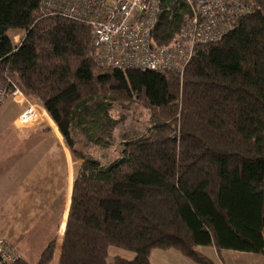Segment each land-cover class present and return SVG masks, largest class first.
Returning <instances> with one entry per match:
<instances>
[{
  "label": "trees",
  "instance_id": "1",
  "mask_svg": "<svg viewBox=\"0 0 264 264\" xmlns=\"http://www.w3.org/2000/svg\"><path fill=\"white\" fill-rule=\"evenodd\" d=\"M40 1L0 0V26L26 28L0 60V88L13 64L72 158L79 143L110 147L126 119L114 107L141 105L149 116L144 134L121 137L109 166L78 165L58 264H109L114 248L134 256L112 264H150L151 251L173 249L193 264H218L199 251L208 246L264 256V0L197 46L181 77L100 66L90 27L44 12ZM158 10L151 34L164 46L189 9L159 0ZM54 245L38 264L50 262Z\"/></svg>",
  "mask_w": 264,
  "mask_h": 264
},
{
  "label": "built area",
  "instance_id": "2",
  "mask_svg": "<svg viewBox=\"0 0 264 264\" xmlns=\"http://www.w3.org/2000/svg\"><path fill=\"white\" fill-rule=\"evenodd\" d=\"M189 13L185 25L164 46L154 43L152 29L159 0H41V9L90 27L98 64L119 70H169L181 77L194 49L218 40L234 18L250 13L254 0H185ZM2 57V56H1ZM0 57V59H1ZM2 73L7 86L0 88V105L9 99L22 106L13 126L20 136L38 124L28 119L33 96L13 64ZM18 257L0 241V264ZM218 264H224L221 260Z\"/></svg>",
  "mask_w": 264,
  "mask_h": 264
},
{
  "label": "crops",
  "instance_id": "3",
  "mask_svg": "<svg viewBox=\"0 0 264 264\" xmlns=\"http://www.w3.org/2000/svg\"><path fill=\"white\" fill-rule=\"evenodd\" d=\"M9 29L12 35L16 33L15 38L21 36L18 28ZM21 42L20 39L18 43ZM28 102L31 110L28 119L37 124L39 121V124L23 136L17 133L12 122L22 106L9 100L0 106V241L28 264H38L44 248L55 241L48 264L54 261L58 264L72 192V157L60 140L62 135L54 131L56 138L40 125L41 122H46L49 128L52 125L47 112L30 99ZM84 152L80 154L82 161H97L86 157ZM73 162L76 161L73 159ZM110 163L101 165L109 166ZM210 250H207L209 255ZM156 251H151L150 255H156ZM216 255L215 262L222 260Z\"/></svg>",
  "mask_w": 264,
  "mask_h": 264
},
{
  "label": "rangeland",
  "instance_id": "4",
  "mask_svg": "<svg viewBox=\"0 0 264 264\" xmlns=\"http://www.w3.org/2000/svg\"><path fill=\"white\" fill-rule=\"evenodd\" d=\"M25 31H26V28H23V27L18 28V32H20V35L22 36V38H23V35L25 34ZM14 34L12 35L11 29L0 26V53L5 55V56H2L1 59L8 58L9 56L12 55V54L7 55L4 52L8 50L9 47H12L14 50L18 48L20 44L18 42L22 38L21 36H18L15 38ZM114 109L118 111L115 113V115H118L121 112L125 114L126 119L123 121L122 124H120V126L114 129L113 140H112L113 143L110 145V147L102 148V147H99V146L97 147V146L90 145V144H86L85 146H83L81 143L78 142L79 144L76 145V148L80 150V154L85 150L84 154L86 155V157L87 156L93 157L94 159H97V161L101 163H110L120 157V154H121L120 151H121L122 142H123L121 141L122 136H126L124 138L128 140V139L137 138L140 135L144 134V131L146 129L145 127L147 126L148 119H149L146 108L142 107L141 105L131 104V106H125V107L117 106V107H114ZM41 124H43L47 129H49L51 134L54 137H56L55 135L56 133L51 128V126L49 128L48 127L49 125L46 122H41L40 125ZM62 139L63 138L60 137L61 142L63 141V144L67 148V144H65L64 139L63 140ZM89 148H92V149H89ZM67 151H69L68 148H67ZM80 154L78 156H75V158H72V160L70 161L71 178L73 177L75 170L79 167L78 164L80 165L81 163L85 162V161H82L83 155H80ZM73 159L76 161L75 163L73 162ZM72 183H73V178H72ZM71 189H72V185H71ZM208 247H202L201 249L202 253L207 256L209 255L207 250L208 249L210 250V247L209 248ZM210 251H211L210 253L211 255L209 256L212 258V260L217 261V255L215 254L214 250H210ZM156 252H157L156 255L155 253H152V255H150V264H191L192 263L188 261L186 258L183 259L184 257L180 256L179 253L174 249L173 250H161V251L157 250ZM218 254L222 258L225 264H264V256L257 254V253L253 254V253H246V252L241 253V252H236L233 250L231 251L220 250ZM114 255H118L124 259H133V256H134V254L129 251H123V250L116 249V248L110 249L109 258H108L109 264H112L113 262L112 258L114 257Z\"/></svg>",
  "mask_w": 264,
  "mask_h": 264
}]
</instances>
